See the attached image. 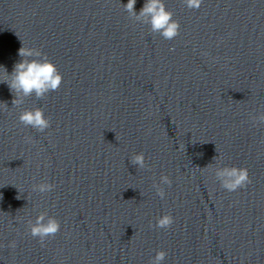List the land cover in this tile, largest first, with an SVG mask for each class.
<instances>
[{"label": "water", "instance_id": "1", "mask_svg": "<svg viewBox=\"0 0 264 264\" xmlns=\"http://www.w3.org/2000/svg\"><path fill=\"white\" fill-rule=\"evenodd\" d=\"M165 2L171 40L127 0H0V82L23 45L63 75L19 107L0 83V264H151L162 250L163 264H264V0ZM38 107L43 132L19 121ZM221 165L251 183L223 189ZM41 213L61 223L43 243L29 226Z\"/></svg>", "mask_w": 264, "mask_h": 264}, {"label": "clouds", "instance_id": "2", "mask_svg": "<svg viewBox=\"0 0 264 264\" xmlns=\"http://www.w3.org/2000/svg\"><path fill=\"white\" fill-rule=\"evenodd\" d=\"M138 0H127L123 4L124 10L135 21L149 25L153 33H159L163 38L171 40L179 34L180 24L174 19V13L168 10L165 0H145L142 8L137 12L136 4ZM190 9H199L202 0H184ZM18 55L22 60L14 64L11 73L7 74L10 79L0 83H6L13 94V106L19 107L24 99L35 96L37 99L44 98L48 93L57 91L63 82V75L56 65L38 49H19ZM258 123H264V113L253 117ZM19 121L25 126H30L40 132L51 126V120L46 116L43 108L27 109L20 113ZM131 164L139 168H144L146 161L143 153L136 154L131 159ZM215 177L220 182L223 189L233 192L251 183L250 174L247 168L238 166H218L215 169ZM172 180L167 175L160 177L159 183L155 184L157 195L161 199L165 198L163 185L171 186ZM54 184L42 182L33 186V191L41 194L53 191ZM174 223V217L166 214L156 222L157 228H169ZM30 234L34 238H39L43 243L48 237L56 235L61 229V223L55 217L41 213L34 222H29ZM15 247V242L10 244ZM167 257L165 251H159L153 257L151 264H163Z\"/></svg>", "mask_w": 264, "mask_h": 264}]
</instances>
